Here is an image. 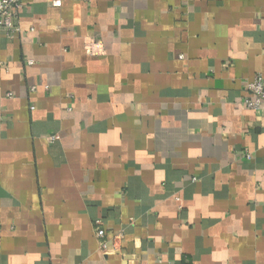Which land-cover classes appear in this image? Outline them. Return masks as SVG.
I'll list each match as a JSON object with an SVG mask.
<instances>
[{"label": "crops", "instance_id": "1", "mask_svg": "<svg viewBox=\"0 0 264 264\" xmlns=\"http://www.w3.org/2000/svg\"><path fill=\"white\" fill-rule=\"evenodd\" d=\"M17 25L0 264H264V113L243 104L264 0H26Z\"/></svg>", "mask_w": 264, "mask_h": 264}, {"label": "built area", "instance_id": "2", "mask_svg": "<svg viewBox=\"0 0 264 264\" xmlns=\"http://www.w3.org/2000/svg\"><path fill=\"white\" fill-rule=\"evenodd\" d=\"M25 1L26 0H0V31H2L6 37L11 38L19 31L17 17ZM52 4L59 7L61 5V0H52ZM247 91L249 96L243 99L244 106L264 113V76L256 74L253 79L247 83ZM54 138L56 137H51V139ZM93 228L97 238L105 239L106 232L101 227V221L99 219L94 222ZM102 247L103 250L106 251V246L103 245Z\"/></svg>", "mask_w": 264, "mask_h": 264}]
</instances>
